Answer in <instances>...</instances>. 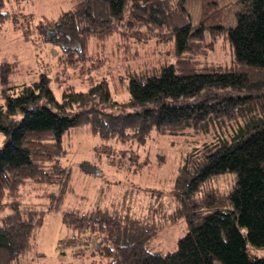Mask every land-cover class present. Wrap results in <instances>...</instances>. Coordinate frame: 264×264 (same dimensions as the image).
<instances>
[{"label":"trees","instance_id":"trees-1","mask_svg":"<svg viewBox=\"0 0 264 264\" xmlns=\"http://www.w3.org/2000/svg\"><path fill=\"white\" fill-rule=\"evenodd\" d=\"M186 2L77 0L57 20L36 25L71 54L68 66L88 68L95 56L86 48L90 37L136 26L175 36L177 59L130 76L125 100L113 98L105 78L88 90L68 86L58 99L46 73L17 83L10 78L14 67L1 63L0 264H22L46 208H59L71 180L65 134L82 127L107 146L112 168L125 166L135 175L150 166V152L137 163L127 155L140 156L153 137L184 136L192 146L166 189L135 185L122 202L100 193L88 209L62 210L72 242L84 237L103 264H264V0H239L235 26L209 28L232 46L234 57L225 65L188 57L205 29L193 27ZM5 4L0 0V8ZM21 14L0 10L14 23ZM53 184L57 192L48 189ZM32 195L48 204L26 202ZM180 218L187 228L176 249H153L158 233Z\"/></svg>","mask_w":264,"mask_h":264},{"label":"rangeland","instance_id":"rangeland-1","mask_svg":"<svg viewBox=\"0 0 264 264\" xmlns=\"http://www.w3.org/2000/svg\"><path fill=\"white\" fill-rule=\"evenodd\" d=\"M5 2V6L0 8L1 11L15 10L24 15H19L16 19L18 23H14L11 16L0 17V72L4 71V68H1L2 62L12 65L14 71L10 72L11 76L9 72L7 74L17 83L31 82L41 73H46L51 78L50 86L58 99L68 86L77 90H88L90 85L105 78L113 98L125 100L129 97L130 76L141 72L151 74L177 59L175 36L151 34L152 31L146 26H136L138 31L128 28L122 35L112 33L103 39L90 37L86 48L88 53L95 54L94 64L90 62V68L77 62L76 65L68 66L67 60L71 54H64L62 45L49 39L51 33L43 32L36 25L41 19L45 22L57 20L77 0ZM186 5L193 27L202 24L205 29L203 40L195 45L196 50L190 52L195 56L191 54L192 56L188 57L203 63L229 64L234 57L230 42L226 36L213 34L209 28L212 25L235 26L236 13L242 7L239 0H187ZM73 43L71 41V45ZM2 91L0 82V100ZM65 141L68 144V152L63 162L71 168V180L59 208H46L44 223L37 230L31 253L22 260V264H103L105 260L99 255H90L89 249L85 247L83 235H78L77 239L82 238L72 242L73 232L63 223L62 210L73 207L88 209L94 205L100 193L107 197L111 195L109 199L115 198L122 202L125 198L122 194L134 192L135 185L166 189L172 183L171 179L175 176L181 156L192 146L184 136L153 137L151 142L140 150V156L133 152L127 155L137 163L140 157L150 152V166L142 170L141 174L135 175L133 172H127L125 166L120 165L117 169L114 166L116 170L111 167L112 164L109 163L103 148L107 146L88 127L70 129L65 134ZM117 180L119 183H116ZM48 189L57 192L60 186L53 184L48 186ZM126 189L130 191L126 192ZM41 190L45 191V186ZM38 192L39 189L37 194ZM32 198L43 202V207L49 200L43 196L32 195L31 199L25 201L33 202ZM186 228L184 218L166 226L153 239L152 248L162 251L176 249L178 239L186 233Z\"/></svg>","mask_w":264,"mask_h":264}]
</instances>
